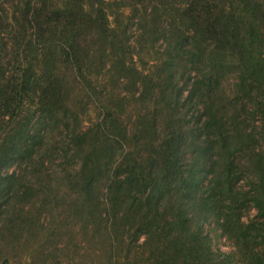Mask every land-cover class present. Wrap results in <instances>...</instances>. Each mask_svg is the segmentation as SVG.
<instances>
[{
    "label": "trees",
    "instance_id": "1",
    "mask_svg": "<svg viewBox=\"0 0 264 264\" xmlns=\"http://www.w3.org/2000/svg\"><path fill=\"white\" fill-rule=\"evenodd\" d=\"M0 264H264V0H0Z\"/></svg>",
    "mask_w": 264,
    "mask_h": 264
},
{
    "label": "rangeland",
    "instance_id": "2",
    "mask_svg": "<svg viewBox=\"0 0 264 264\" xmlns=\"http://www.w3.org/2000/svg\"><path fill=\"white\" fill-rule=\"evenodd\" d=\"M217 246L224 252H228L229 249L223 244V240L217 242Z\"/></svg>",
    "mask_w": 264,
    "mask_h": 264
}]
</instances>
